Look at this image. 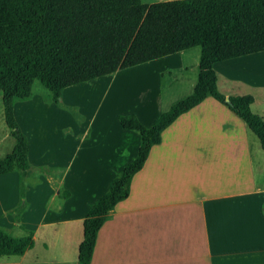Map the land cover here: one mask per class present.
<instances>
[{
  "label": "trees",
  "instance_id": "obj_1",
  "mask_svg": "<svg viewBox=\"0 0 264 264\" xmlns=\"http://www.w3.org/2000/svg\"><path fill=\"white\" fill-rule=\"evenodd\" d=\"M196 46L198 75L189 95L149 127L135 114L118 115L120 127L137 132L140 144L86 211L77 264H90L99 229L128 197L134 174L162 131L207 96L240 118L264 147V119L251 109L253 96H225L213 69L217 62L264 51V0H0V91L4 122L14 139L11 152L0 157V175L28 176V140L14 103L30 98L35 80L56 102L70 86ZM33 244L32 232L15 236L0 228V257L22 256Z\"/></svg>",
  "mask_w": 264,
  "mask_h": 264
},
{
  "label": "crops",
  "instance_id": "obj_2",
  "mask_svg": "<svg viewBox=\"0 0 264 264\" xmlns=\"http://www.w3.org/2000/svg\"><path fill=\"white\" fill-rule=\"evenodd\" d=\"M188 50L156 59L169 62L159 70L160 76L180 74L187 69L185 59H192L197 72L182 98L192 92L198 75L200 50ZM216 64L221 63L213 68ZM222 66L233 74L227 63ZM249 95L254 99L252 111L264 117V99L255 92ZM182 98L164 107L151 104L144 121L136 116L149 127ZM127 148L124 141L110 147V163L103 165L107 175L93 187L75 191L72 180L59 175L50 197L58 198L57 205L47 204L43 220L29 231L34 243L41 228H53L60 236L55 247L62 258H51L53 263L77 261L85 213L136 156L134 148L123 159ZM77 192L81 201L75 200ZM18 225L25 229L23 218ZM90 264H264V147L257 137L211 96L178 116L162 131L161 141L151 147L143 167L134 174L128 197L114 206L99 229Z\"/></svg>",
  "mask_w": 264,
  "mask_h": 264
},
{
  "label": "rangeland",
  "instance_id": "obj_3",
  "mask_svg": "<svg viewBox=\"0 0 264 264\" xmlns=\"http://www.w3.org/2000/svg\"><path fill=\"white\" fill-rule=\"evenodd\" d=\"M160 1L167 0L157 2ZM193 49L200 50L196 46L187 53ZM185 62L187 69L171 76L159 73L169 63L167 60L118 70L64 89L56 102L50 91L35 80L30 98L14 103L15 119L28 140L29 173L26 178H21L18 171L0 175V228L15 236L34 230L38 221L43 220L44 207L47 204L55 207L59 201L50 197L54 196L60 174L72 180L75 191L97 185L107 175L103 165L110 163V147L118 142L124 141L128 146L123 156L126 159L137 149L140 138L137 132L128 134L120 127L118 115L137 114L144 121L145 111L151 104L164 107L168 101L182 98L191 89L190 81L197 72L192 59L187 57ZM220 63L213 69L221 93L255 92L264 99V88H260V85L264 87V51ZM223 63L234 70L233 74L224 71ZM175 76L177 80L173 81L171 78ZM170 80L173 83L168 85ZM261 112L264 116V105ZM76 145L81 148L76 150ZM13 146L14 140L3 118L0 91V157L11 152ZM62 195L61 192V198ZM75 200L81 201L80 192L76 193ZM22 218L24 230L18 225ZM59 239L53 228H41L25 260L23 256H1L0 264H57L50 260L62 258L55 247Z\"/></svg>",
  "mask_w": 264,
  "mask_h": 264
},
{
  "label": "water",
  "instance_id": "obj_4",
  "mask_svg": "<svg viewBox=\"0 0 264 264\" xmlns=\"http://www.w3.org/2000/svg\"><path fill=\"white\" fill-rule=\"evenodd\" d=\"M225 100L228 101V97H226Z\"/></svg>",
  "mask_w": 264,
  "mask_h": 264
}]
</instances>
